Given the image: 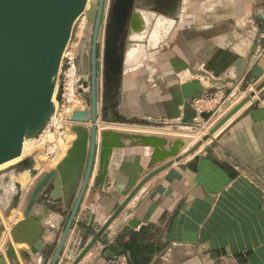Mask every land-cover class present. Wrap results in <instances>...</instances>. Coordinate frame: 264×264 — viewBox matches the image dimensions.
Instances as JSON below:
<instances>
[{"label": "crops", "instance_id": "1", "mask_svg": "<svg viewBox=\"0 0 264 264\" xmlns=\"http://www.w3.org/2000/svg\"><path fill=\"white\" fill-rule=\"evenodd\" d=\"M175 18L171 35L149 58L151 65L124 79L122 102L131 99L132 109L121 110L124 115L142 113L149 123L174 124L186 102L214 98L218 103L259 84L252 68L259 64L264 70V0H182ZM239 59L248 65L237 80ZM112 125L103 130H115ZM145 135L171 141L157 132ZM216 143L151 178L80 264H264V90L226 125ZM152 152L131 145L115 149L103 190L96 168L59 264H72L147 172L161 165L150 167ZM12 174H0V187L11 184ZM74 200L62 215L44 221L58 232L57 243ZM89 213L96 215L93 228ZM11 216L0 257L12 264L5 246L12 243L25 264L20 251L30 247L14 243L10 234L23 214L14 210ZM131 220L139 225L121 241L118 226Z\"/></svg>", "mask_w": 264, "mask_h": 264}, {"label": "water", "instance_id": "2", "mask_svg": "<svg viewBox=\"0 0 264 264\" xmlns=\"http://www.w3.org/2000/svg\"><path fill=\"white\" fill-rule=\"evenodd\" d=\"M88 3L89 0H0V165L20 157L25 139L37 138L48 124L54 112L56 78L75 22L84 13L88 20L84 45L80 46L77 55L79 72L91 76L90 94L82 93L83 98H90V106L86 110H75L71 116V121L75 123L72 130L77 137L55 169L40 173L31 170L34 179L31 188L22 189L21 184L17 183V192L12 201L8 205L1 204L6 219L14 210H21L23 214V220L11 228L10 234L14 243H26L30 247L29 251H20L25 264H44L52 256L55 246L50 264H59L97 167L99 188L103 190L108 187L109 167L115 149L127 145L152 148L150 167L161 165L147 172L105 221L97 235L86 243L72 264H80L151 178L175 162L196 154L205 141L229 123L255 96L251 94L244 98L185 154H181L186 147L181 139L169 141L162 136L101 130L100 127L105 129L110 124L136 125L146 122L121 112L124 79L145 67L143 64L135 70H126L130 44L134 47L136 42L135 39L131 40V36L134 29L135 33L141 30L144 20L138 13L144 8L135 7L134 0H115L113 4L110 0H98L87 8ZM150 12L173 22L168 39L177 24L176 18L152 10ZM128 25L129 32L123 44ZM99 42L100 70L97 68ZM91 44L92 70L87 51ZM147 44L150 51H157L160 46L151 47L148 40ZM247 65V61L238 60L237 80H240ZM252 73L258 81L264 79V70L259 64L252 68ZM101 74L103 80L100 84ZM81 83L82 79L78 85ZM263 90L264 80L257 86L258 92ZM79 92L82 90L79 89ZM209 116L207 112L200 113L191 102H186L176 125L192 128L199 118L208 119ZM159 124L167 125L164 122ZM211 146H217L216 140ZM27 161L23 160L20 165L26 167ZM2 192L0 189V195ZM74 197L72 210L57 243L58 232L53 226L45 225L44 221L54 214L62 215L63 209ZM95 219V214H88L89 228L94 227ZM138 225L137 220H131L124 227L118 226L121 229L120 240H124ZM5 232L7 228L0 218L2 241ZM5 246L6 256L11 263L20 264L13 244ZM0 264H7L4 257H0Z\"/></svg>", "mask_w": 264, "mask_h": 264}, {"label": "rangeland", "instance_id": "3", "mask_svg": "<svg viewBox=\"0 0 264 264\" xmlns=\"http://www.w3.org/2000/svg\"><path fill=\"white\" fill-rule=\"evenodd\" d=\"M93 3H95V0H89V5L93 4ZM89 5H88V7H89ZM144 10L151 11L150 9H146V8ZM87 23H88L87 15H86V13H84L83 15H81L77 19V21L75 22L74 28H73V33L71 36L70 44L71 45H77V47L75 46V51L77 52V54L81 48L80 46L84 45L83 39H84L85 27L87 26ZM102 37H104V34L101 36V42L103 45L104 40L102 41ZM88 49H89V46L87 47V51H88ZM149 58H151V56ZM149 58L145 61V67L151 65ZM144 68L141 69L139 72H142L144 70ZM139 72H137V73H139ZM99 78H100V84H101L102 80H103L102 74ZM89 79L91 80L90 76H89ZM262 80H264V79H262ZM257 86L253 87V89L250 90V92H248V93L238 94L236 96H232L228 100L221 101L218 103L213 101L212 103L204 106V108L202 109L203 112L209 113L210 116L208 119L199 118L198 121H196V126L192 127L195 129H192L189 127L177 126L176 124H178V121L174 122V124H171L172 122L166 123L167 125H160V124H155V123L152 124V123H149L147 121V117L144 116L142 113H139L138 116H144V119H139V120H145L146 122L144 124L124 125V126H122L120 124H115V125H112V127L116 131L125 133L127 130L122 129V128L126 126L130 129H133L132 131L126 132V133H131V134H147V133H151V132L161 133L163 135H166V137H169L171 140L181 139V140L185 141L186 147L184 149H186V148L188 149L194 145V143L197 141V139L198 140L202 139L203 135L205 134V131L207 132L209 130V128L211 130V128L215 124H217L219 122V120H221L228 112H230V110H232V108H234L237 104H239L244 98H246L247 96H250L251 94H254L255 96L253 98H251V101H252L254 98L258 97L262 91L258 92ZM89 94H90V92H89ZM86 99H87L88 104L90 106V98L88 97ZM136 110L138 111V109H136ZM138 116H135L132 118L138 119V118H140ZM120 127H122V128H120ZM134 130H136V131L133 132ZM71 132H72V134H70ZM74 138H76V134L73 131H71V126H70L69 132L66 135L65 140L63 141V145L67 144V146H68L69 142H71ZM214 140H217V138H215ZM28 142H29L28 145H30V144L32 145V142L29 139H28ZM211 147L212 146L209 144L200 152H204V151L210 149ZM62 157H63L62 158V160H63L66 157V154L64 153V155ZM23 160L34 161L31 168L21 166L20 163ZM49 160H51V159L47 158L44 155L43 151L38 150V148L37 149L32 148V151H30V149L27 150L25 156L22 158V160L19 163L14 164V165H9V166H6V167L0 169V174L1 173H10V172L16 173V175H13V174L11 175V177H12L11 184L5 185V187L6 186H12V187L7 189V191L6 190L3 191L4 195H2V194L0 195V201L2 202V203L0 202V204H4V205L9 204L12 196L17 191L15 183H17V182H19L21 184L23 183L22 189L28 190L31 188L32 184L34 183V179L32 178V176L29 172L31 169H35L39 173L41 171L46 172V171H49L51 169H55L57 166L50 164ZM25 177H26V180H25ZM5 194H6V196H5ZM3 196H5V197H3ZM0 209H2V211H3L2 206L0 207ZM70 212L71 211L69 210V212H67V214L64 216L63 227L65 226V223L69 217ZM0 213L2 216V217L0 216V218L4 224H7L6 228L8 231V228H9L8 226L10 225V223L12 222L14 217L10 216L8 219H6L4 214H3L4 212L3 213L0 212ZM6 221H7V223H6ZM1 244H2V240H0V245Z\"/></svg>", "mask_w": 264, "mask_h": 264}, {"label": "built area", "instance_id": "4", "mask_svg": "<svg viewBox=\"0 0 264 264\" xmlns=\"http://www.w3.org/2000/svg\"><path fill=\"white\" fill-rule=\"evenodd\" d=\"M70 41L64 51L60 70L56 78V95L53 98L54 112L40 135L30 140L32 147L43 151L44 155L49 159L55 158L61 153L63 141L69 132V128L75 124L71 121L73 112L77 109L86 110L89 108L87 99L83 98L79 92L80 89L89 94V75L79 72V59L75 51V46L77 47V45H71ZM81 79L83 83L88 84L87 88L78 85ZM213 99L196 100L192 105L202 113L204 106L212 103ZM77 101L80 102L74 107ZM81 103H84L85 106H81Z\"/></svg>", "mask_w": 264, "mask_h": 264}, {"label": "bare ground", "instance_id": "5", "mask_svg": "<svg viewBox=\"0 0 264 264\" xmlns=\"http://www.w3.org/2000/svg\"><path fill=\"white\" fill-rule=\"evenodd\" d=\"M98 0H95V3L97 2ZM88 5H89V3H88ZM88 7V6H87ZM142 18H143V20H144V23H143V25L141 26V30L139 31V32H137V33H135L134 31L136 30V29H134V31H133V33H132V36H131V40H133V39H135V44L133 45L134 47H132V44H130L131 45V48H130V50H129V52H128V58H127V62H126V70H128V71H130V70H135V69H137L139 66H142L143 64L145 65V61L154 53V52H156L155 50L154 51H150L149 50V46H148V44H147V40L148 41H150V46L152 47V46H154V47H156V46H158V45H160L159 46V49L161 48V45H163V43H165V41H166V39H167V35H168V32H169V30L171 29V27L173 26V22L172 21H167V20H165V19H163V17H160V16H158L157 14H155L154 12H150L149 10H139V13H138ZM103 40H104V37H103ZM161 43V44H160ZM133 48V49H132ZM158 49V50H159ZM135 51V52H134ZM135 74V73H134ZM131 75H133V74H131ZM131 75H128V76H126V78L125 79H127L128 77H130ZM83 86L84 88H87L88 87V84L87 85H85L84 83H81L80 84V86ZM82 93H85V92H81V95H82ZM55 95H56V86H55V91H54V95H53V98H55ZM79 102L80 101H77L76 103H75V105H74V107L76 106V105H78L79 104ZM84 105V103H81V106H83ZM121 110L123 111V112H129V113H131V111H132V109H131V99H126V100H124L123 102H122V106H121ZM243 110V109H242ZM228 124V123H227ZM226 124V125H227ZM226 125L220 130V131H218L213 137H211L210 139H208L207 141H205L204 143H203V145L201 146V147H199V149L196 151V153H199L200 151H202L206 146H208L209 144L211 145L212 143H213V141H214V139L215 138H217V136L219 135V133L226 127ZM122 126H124V125H122ZM126 127V126H125ZM72 128H73V126H71V131H73L72 130ZM101 128V130H103V128L104 127H100ZM105 129H106V126H105ZM192 129H195V128H192ZM209 131H210V128H209V130L206 132L205 131V134L203 135V138L205 137V136H207L208 135V133H209ZM75 134H76V132L75 131H73ZM70 134H72V132L70 133ZM76 137H77V134H76ZM202 138V139H203ZM76 138H74L71 142H69V144H68V146H67V144H65V145H63V149H62V151H61V153L57 156V157H55V158H52L51 160H49L50 161V164H53L54 166H58L59 164H60V162L62 161V156L64 155V153L67 155V153H68V151L70 150V148H71V146H72V144H73V142H74V140H75ZM202 139H197V141L194 143V145L195 144H197L198 142H200V141H202ZM30 140V139H29ZM29 144V142H28V138H26L25 139V141H24V145H23V151H22V155L20 156V157H18V158H15V159H13V160H11V161H8V162H6V163H4V164H1L0 165V169H2V168H4V167H6V166H9V165H14V164H17V163H19L21 160H22V158L25 156V154H26V152H27V150H29L30 149V151H32V145L30 144V145H28ZM193 145V146H194ZM192 146V147H193ZM192 147H190V148H192ZM190 148H186V149H184L183 151H185L184 152V154L190 149ZM182 151V152H183ZM182 154V153H181ZM32 170V172L34 171V172H37V170H35V169H31ZM31 170L29 171L30 172V174H31ZM41 172H43V171H41ZM29 179V178H28ZM27 179V180H28ZM25 180H26V177H25ZM24 180V181H25ZM27 182V181H26ZM17 183H19V182H17ZM17 183H15V186H16V184ZM19 184H21V183H19ZM23 185V183L21 184V186ZM10 187H12V186H9V187H0V189L1 190H3V191H7V189H9ZM26 187V186H25ZM143 189V188H142ZM17 192V191H16ZM16 192H15V194H16ZM14 194V195H15ZM2 195H4V193L2 192ZM14 195L12 196V198H11V201H12V199H13V197H14ZM5 196H6V194H5ZM5 196H3V197H5ZM2 198V197H1ZM10 201V202H11ZM1 202V201H0ZM9 202V203H10ZM2 203V202H1ZM6 204V203H5ZM7 205V204H6ZM0 207H1V204H0ZM1 211L0 212H2L3 213V211H2V209H0ZM4 214V213H3ZM0 216H1V214H0ZM2 217V216H1ZM57 218H59V217H57ZM57 218H56V220H57ZM6 223H7V221H6ZM5 225V227H7V224H4ZM9 227V226H8ZM9 229V228H8ZM9 262V261H8Z\"/></svg>", "mask_w": 264, "mask_h": 264}, {"label": "flooded vegetation", "instance_id": "6", "mask_svg": "<svg viewBox=\"0 0 264 264\" xmlns=\"http://www.w3.org/2000/svg\"><path fill=\"white\" fill-rule=\"evenodd\" d=\"M115 0H110V3L113 4ZM182 0H134L135 7L138 8H146L153 10L155 12H158L160 14H164L167 16L175 17L177 10L181 4ZM109 20V19H108ZM129 27L130 25L127 26L126 28V34L123 36V44L126 42V36L129 32ZM102 31V29H101ZM100 42L98 44V49H97V56H98V62H97V68L100 70ZM122 52V49L119 50ZM89 57H90V70H92V60H91V55H92V44L89 46L88 49ZM91 77V76H90ZM34 161H27L25 164L26 167L31 168L32 164Z\"/></svg>", "mask_w": 264, "mask_h": 264}]
</instances>
